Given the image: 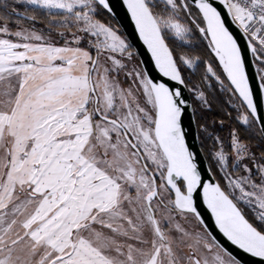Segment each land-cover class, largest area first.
Listing matches in <instances>:
<instances>
[{
    "label": "snow or ice",
    "instance_id": "1",
    "mask_svg": "<svg viewBox=\"0 0 264 264\" xmlns=\"http://www.w3.org/2000/svg\"><path fill=\"white\" fill-rule=\"evenodd\" d=\"M17 2L61 17L58 26L87 34L90 48L75 33L65 46L46 43L0 17V264H241L208 232L198 195L219 233L264 264V156L258 160L233 131L234 159L220 140L212 154L226 184L204 182L182 129V91L135 69L128 88L119 84L131 46L95 19L101 9L114 11L111 0ZM122 5L155 69L179 85L180 64L195 62L177 61L167 40L189 43L191 21L227 85L211 65L207 73L237 98L239 123L253 126L258 109L244 50L228 24L259 62L264 94V0ZM248 157L251 167L238 174Z\"/></svg>",
    "mask_w": 264,
    "mask_h": 264
},
{
    "label": "trees",
    "instance_id": "2",
    "mask_svg": "<svg viewBox=\"0 0 264 264\" xmlns=\"http://www.w3.org/2000/svg\"><path fill=\"white\" fill-rule=\"evenodd\" d=\"M13 8L15 9V12H13ZM0 14L23 20L34 28L42 27L48 29L50 31L46 33L49 35L53 33L51 30H55L57 28L54 24L56 20L60 18L59 16L53 17L48 15L47 12L32 14L27 13L13 0H0ZM23 16L30 19L27 20L23 18ZM95 19L108 24H113L117 27L112 17L103 9L96 14ZM191 28L192 33L190 35L189 43H182V45L179 41L173 38H169L167 42L177 61H179L178 57L181 53L180 51H182V53L185 51L188 53L187 55L198 58L201 61V63L196 66L195 72L190 71L181 64L180 71L188 91L190 88L198 86V88L203 92L205 100L202 99L199 101L194 99L192 93L189 91L193 102V111L197 126L199 145L206 157L215 180L218 183H221L216 171L210 164V160L207 159V157L211 154V151H214L215 139L223 141V147L230 152V137L233 131H235L240 137V140L251 149L258 160L264 156V141L255 123L251 127H244L237 121L234 110L230 109L228 105V103H233L235 105L237 103V98L233 96L232 92L228 91L224 86H222V88L219 87L215 83H211V85L208 86L203 80V64L207 63L215 66L217 72L224 80L225 85L228 83L226 77L222 73V69L220 68L218 61L207 47V41L203 39L196 28ZM59 42L61 43L62 40H59ZM93 55L95 56L94 52ZM258 63L259 62L255 61L257 67Z\"/></svg>",
    "mask_w": 264,
    "mask_h": 264
},
{
    "label": "water",
    "instance_id": "3",
    "mask_svg": "<svg viewBox=\"0 0 264 264\" xmlns=\"http://www.w3.org/2000/svg\"><path fill=\"white\" fill-rule=\"evenodd\" d=\"M111 6L114 9L113 12L109 13L107 12V10L104 11H106L112 17L118 29L131 46L132 51L137 57L141 70L143 72H146L149 75V78L153 79L155 82H164L171 89L175 90L179 88L182 91L183 99L186 102L185 107L187 108V111L184 112L182 117V129L186 136V144L189 147V150L192 151L193 154L197 157L198 169L201 172L202 180L204 182H217L199 145L197 126L193 111V102L186 85L176 84L175 82L168 81L166 80V78L160 76L158 71L155 69L154 62L151 60L150 53L147 52L146 46H144L143 42L139 39L138 33L135 31V26L131 22L130 15L127 13L126 7L122 5V0H111ZM23 18L27 20L30 19L25 16H23ZM228 26L233 32L235 38L239 41L241 48L244 50L247 65L246 73L249 76L250 86L252 87L254 92V103L257 105L258 109L257 117L253 118V120L264 141V134H262V131H264V123L258 122L264 121V94H262L259 90L260 74L255 64V60L251 55V52L246 48V42L244 39H242L241 33L231 23H229ZM196 205L198 211L201 213L202 218L206 222L205 226L208 232H210L216 238L218 243H220L233 256H235L241 262V264H257L254 258H251L247 254H244L242 253V251L236 249L235 246H232L222 236V234L219 233L218 229H216L215 227L210 213L203 205L202 195H198L196 197Z\"/></svg>",
    "mask_w": 264,
    "mask_h": 264
},
{
    "label": "rangeland",
    "instance_id": "4",
    "mask_svg": "<svg viewBox=\"0 0 264 264\" xmlns=\"http://www.w3.org/2000/svg\"><path fill=\"white\" fill-rule=\"evenodd\" d=\"M14 2H16L19 6H21L23 8V10L27 13H41V12H46V10H43V9H38L36 8L35 6H32V5H29L27 3H24V2H20L18 3L17 0H13ZM1 17H5V15H1ZM8 17V16H7ZM186 19V15L185 16H182L181 17V20H185ZM0 23H3L2 20H0ZM7 23L9 25V27L13 30V31H16V30H25L27 29L28 31H35L37 34H40L42 35L44 38H45V42L46 43H51L55 46H65V41H69L71 42L72 39H73V34L75 33L76 35H79L81 37H83V39L81 40L80 42V47L82 48H85V49H89L90 48V45H89V38L87 34L85 33H79L76 31L75 27H72L71 29H68V28H63V27H59L58 25L61 23V17L58 18L55 22L54 25H56V29L55 30H51L53 31V33L51 35L47 34L46 32H49L50 30L48 29H45V28H42V27H39V28H34L33 26H30L28 25L26 22H24L23 20H19V19H16V18H12V17H8V20H7ZM104 24L106 25H111L114 29H117L119 31V34H121L120 30L115 27V25L113 24H108V23H105L103 22ZM188 24L190 25V27H194L196 28L195 25L191 24V21H188ZM51 27V26H50ZM198 31V30H197ZM199 32V31H198ZM61 33H63V35H61ZM200 34V33H199ZM122 37L124 38L123 34H121ZM91 39H95L94 37L91 38ZM175 39V38H173ZM59 40H62V42L60 43ZM176 40V39H175ZM178 41V40H177ZM33 43H39V42H36V41H33ZM180 44H182L181 41H179ZM183 45V44H182ZM70 46L72 47H76L77 45L74 44V43H70ZM92 52L95 53V50L94 49H91ZM210 50V49H209ZM132 51V50H131ZM180 55L178 57V60L181 56H186V57H189V58H192L194 60V66L192 68H189L187 67V65H183L181 64L182 66L186 67L187 69H189L190 71H193L195 72V68L196 66H198V64L201 63V61L198 59V58H194L193 56H190V55H187L188 53H186L185 51H180ZM133 55H132V58L131 59H122V62L124 63L125 65V68L123 70H121L118 74V82L119 84L123 87V88H128L131 84H132V81L131 79L128 78L127 76V73L128 72H131L133 71L134 69L137 70V71H142L141 68H140V65L138 63V60L136 58V55L134 54V52L132 51ZM186 53V54H185ZM214 55V54H213ZM103 62V61H102ZM210 64H207V63H204L203 64V80L205 81V83L210 86L211 83H215L217 84L219 87L222 88V85L221 83L216 80L214 77H212L210 74L207 73V67L209 66ZM107 66L111 67V62L108 61L107 62ZM213 67V69L217 72V69L215 68V66L211 65ZM258 68V67H257ZM198 71V70H197ZM259 71V69H258ZM260 72V71H259ZM217 74L219 75V73L217 72ZM261 74V73H260ZM113 75H116L115 73H113ZM191 89H194L193 91H190L193 95V98L196 99V100H199L201 101L202 99H204V96L202 97V99H197V94L198 93H203L199 88L198 86H195ZM205 100V99H204ZM230 109L234 110L235 112V115H236V119H237V109L235 107V104L233 103H228ZM238 121V119H237ZM239 122V121H238ZM242 125V124H241ZM244 127H246L245 125H242ZM220 145L217 144V140L215 139V148H219ZM250 151V153H253L251 151V149L249 147H247ZM225 150L227 151V149L225 148ZM229 153V156L232 157L234 159V154L230 152ZM212 154H213V151H211V154L207 157V159L210 160V164L212 166V168L216 171L222 185H225L226 182L224 181V179L222 178L223 174L219 171L218 167H217V164H216V161L212 159ZM244 164H248L250 167H251V157H248L246 158L243 162H241V171L240 173L238 174H245L243 173V165ZM252 171L254 172L255 171V168L253 167L252 168ZM158 179V178H157ZM245 214L247 216V218L252 221V222H255L254 220V213L251 212L250 210H245ZM179 219V217H177ZM181 223H183V221H180ZM193 224H195V221L193 220ZM185 227H188V225H185Z\"/></svg>",
    "mask_w": 264,
    "mask_h": 264
}]
</instances>
